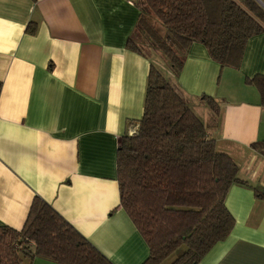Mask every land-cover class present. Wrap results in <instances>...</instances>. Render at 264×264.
<instances>
[{"label":"crops","instance_id":"obj_1","mask_svg":"<svg viewBox=\"0 0 264 264\" xmlns=\"http://www.w3.org/2000/svg\"><path fill=\"white\" fill-rule=\"evenodd\" d=\"M134 1L0 0V224L19 230L38 196L113 264H142L149 254L116 179L119 138L137 130L154 61L125 46ZM255 74H264V33L247 41L237 69L194 42L170 74L248 182L229 188L234 225L197 264H264V154L251 147L264 140V104L245 81ZM203 94L219 104L215 124Z\"/></svg>","mask_w":264,"mask_h":264},{"label":"trees","instance_id":"obj_2","mask_svg":"<svg viewBox=\"0 0 264 264\" xmlns=\"http://www.w3.org/2000/svg\"><path fill=\"white\" fill-rule=\"evenodd\" d=\"M134 4L139 12L126 48L145 54L142 45H147L162 52L175 75L194 42L201 43L220 67L237 69L247 41L264 33V0ZM151 16L164 26V34ZM25 31L34 34L36 23H28ZM245 81L256 87L264 104V74ZM202 99L215 124L217 100L205 94ZM251 147L264 154V140ZM116 179L120 206L149 249L142 264H197L234 225L225 205L229 188L248 185L234 159L217 150L207 126L153 62L137 130L119 138ZM35 257L59 264H113L38 196L19 230L0 224V264H30Z\"/></svg>","mask_w":264,"mask_h":264},{"label":"rangeland","instance_id":"obj_3","mask_svg":"<svg viewBox=\"0 0 264 264\" xmlns=\"http://www.w3.org/2000/svg\"><path fill=\"white\" fill-rule=\"evenodd\" d=\"M136 1H140V0H136ZM151 18H152V20L154 22V25L157 27V29L162 34H164L166 32L164 26L158 20H156L154 17L151 16ZM142 42L143 41H140L141 44H142ZM143 44H144V42H143ZM142 48L144 49L143 52L146 55H148V56H150V57H152L154 59V61H152V62L164 74L165 78H167L168 80H171L170 74L173 73V72L170 70L171 69V66L169 65L170 63H169L167 57L162 52H160L158 50H152V49H150L149 47H147V45H145V46L142 45ZM196 110H197V108H196ZM210 123H212V122L210 121ZM256 150H258V149H256Z\"/></svg>","mask_w":264,"mask_h":264},{"label":"water","instance_id":"obj_4","mask_svg":"<svg viewBox=\"0 0 264 264\" xmlns=\"http://www.w3.org/2000/svg\"><path fill=\"white\" fill-rule=\"evenodd\" d=\"M260 2V1H259Z\"/></svg>","mask_w":264,"mask_h":264}]
</instances>
